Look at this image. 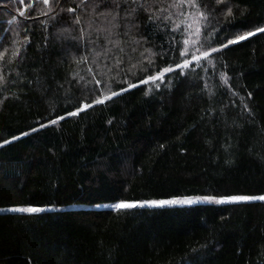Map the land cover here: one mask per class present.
I'll return each instance as SVG.
<instances>
[{
    "label": "trees",
    "instance_id": "16d2710c",
    "mask_svg": "<svg viewBox=\"0 0 264 264\" xmlns=\"http://www.w3.org/2000/svg\"><path fill=\"white\" fill-rule=\"evenodd\" d=\"M186 2L0 0V209L44 207L0 210V264H264L261 200L65 207L264 195V33L229 43L264 0L189 2L211 51L177 68Z\"/></svg>",
    "mask_w": 264,
    "mask_h": 264
},
{
    "label": "snow or ice",
    "instance_id": "6c2138e0",
    "mask_svg": "<svg viewBox=\"0 0 264 264\" xmlns=\"http://www.w3.org/2000/svg\"><path fill=\"white\" fill-rule=\"evenodd\" d=\"M19 2L21 4H25L26 0H19ZM42 2L44 4H48L49 0H42ZM131 2L133 4H135L137 2V0H131ZM189 2L191 3H195V0H189ZM217 2H223V0H217ZM27 8H31L32 4L31 3H27L26 4ZM68 11H74V9H68ZM24 12L21 11L20 15L24 16ZM201 15L203 16V13H201ZM77 23H79V21H76ZM189 27H191V25H189ZM200 29L199 27L196 28L195 32L193 33L194 35H199ZM257 33H264V27H257L255 32H248L245 35H239L238 39L236 40H230L229 43H237L241 40L247 39L251 36L256 35ZM185 44H188V40L184 41ZM193 43H195V41H193ZM224 47H227L228 44L223 45ZM213 51H217V49H213ZM187 49L184 52H181V55H187ZM18 55V53H17ZM204 57H207L209 55V53L205 52ZM195 60H199L200 57H195ZM192 61L189 60H185V62L181 65V64H177L176 67L177 68H187L190 66ZM171 71H175L174 68H165L163 71H161L158 75L155 76H150L148 77L147 80L142 81V83L147 84L149 81H152L153 83L157 80H160L161 82H163V77L164 74L167 72H171ZM3 81V76L0 75V82ZM97 84H99V81H97ZM135 85H130V87H134ZM156 87H159V85L157 84ZM118 92H112L110 96H105L103 99H97L95 101V103H103L105 100L107 99H111L112 96L118 95ZM91 104H85L82 105L78 111L75 112H71L69 113V115H78L80 111H84L86 108L91 107ZM65 117L61 116L58 117L57 119L51 120L49 121L50 124H56L58 123L59 120L64 119ZM48 125H41V127H46ZM35 130V129H34ZM28 133H24V135H27ZM19 137H13V139H18ZM11 141H5V143H10ZM2 146V145H0ZM201 198H197V199H171V200H151V201H142V202H124V201H120L115 203L114 205H111V207L114 210H127V209H132V208H136V207H163L166 205H191L193 203H197L200 202ZM204 201H209V202H216V203H226V202H248L250 200H261L264 201V195H259V196H248V195H232L230 197H226V198H221V199H216L215 197H203L202 198ZM11 211H19V212H25V213H29V214H33V213H38L40 211H44V209L41 208H37V207H27V208H16V209H11Z\"/></svg>",
    "mask_w": 264,
    "mask_h": 264
},
{
    "label": "rangeland",
    "instance_id": "374dc122",
    "mask_svg": "<svg viewBox=\"0 0 264 264\" xmlns=\"http://www.w3.org/2000/svg\"><path fill=\"white\" fill-rule=\"evenodd\" d=\"M189 11L187 12V16L185 18V20L183 21V24L181 23L180 26H182V29L184 28V33H185V40H188V44L184 43V49L183 52L187 49L188 54L185 56L183 55V59L180 62V64L182 65L185 60H189L192 62H196L198 60H195V57H200V59L202 57H204V53L207 52L209 53L211 51V49H203L200 46L199 43V37H200V33L199 35H194L193 33L195 32L196 28L199 27V29H201V25H202V21L204 20V17H202L201 12L198 9H195L193 7L192 4H189V2H186ZM189 25H191V27H189ZM193 41H195V43H193ZM199 59V60H200ZM206 197V196H177V197H172L169 199H163V200H171V199H197V198H201L200 202H205V203H210L209 201H204L202 198ZM207 197H215L217 200L221 199V198H226V197H230V196H225V197H216V196H207ZM124 202H138V201H127V200H122ZM120 202V201H117ZM117 202H102V203H95V204H82V203H73V204H69L66 205L65 207H71V208H102V209H107V208H111V205H114ZM211 203H216V202H211ZM27 207H36V206H17V207H6V208H1L0 210H6L8 208V210L11 209H16V208H27ZM37 208H41L43 209L44 207H37ZM49 208H53V206H47V209Z\"/></svg>",
    "mask_w": 264,
    "mask_h": 264
}]
</instances>
